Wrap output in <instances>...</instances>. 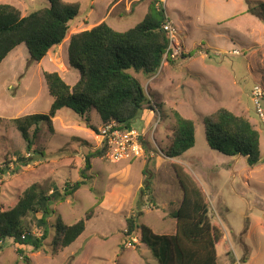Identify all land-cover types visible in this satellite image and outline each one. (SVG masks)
Returning <instances> with one entry per match:
<instances>
[{
    "label": "rangeland",
    "instance_id": "374dc122",
    "mask_svg": "<svg viewBox=\"0 0 264 264\" xmlns=\"http://www.w3.org/2000/svg\"><path fill=\"white\" fill-rule=\"evenodd\" d=\"M80 4L70 22L66 40L52 54L30 61L24 44L0 64V207H13L22 191L37 182L49 194L60 192L66 182L81 180L87 153L100 149L99 114L88 111V128L82 117L69 108L57 111L54 131L39 124L32 150L9 119L30 113H46L52 102L43 71H57L72 86L79 72L69 67L65 43L75 33L105 21L125 31L143 18L151 0H65ZM179 31L185 53L151 76L129 72L145 89L148 99L134 129L142 135L143 154L133 160L110 162L105 154L90 159L86 184L63 200L51 202L48 236L38 251L24 248L30 264H156L138 233L125 236L126 219L133 216L157 234H173L171 217L181 201V189L172 164L181 165L202 190L208 216L221 233L216 245L217 264H264V122L254 109L251 89L259 84L264 92V0H156ZM25 15L48 6V0H0ZM248 8H254L252 13ZM237 50V54L230 51ZM51 50V49H50ZM52 59V60H51ZM178 61V62H177ZM176 62L178 66L176 65ZM175 63V64H174ZM151 79V87L148 82ZM151 88V89H150ZM264 119V97L260 99ZM151 106V107H150ZM224 107L247 117L260 135V161L250 166L243 156H230L211 149L205 139L202 118ZM153 108V109H151ZM192 119L195 144L191 151L168 158L162 150L171 135L172 111ZM33 127L30 128L32 133ZM34 151V152H32ZM18 154L30 159L23 165ZM145 179L150 193L140 195ZM63 192V191H62ZM61 192V193H62ZM82 233L63 250L51 253V238L58 216L65 224L84 218ZM36 235L41 229L31 225ZM0 264H27L17 245L2 243Z\"/></svg>",
    "mask_w": 264,
    "mask_h": 264
},
{
    "label": "trees",
    "instance_id": "16d2710c",
    "mask_svg": "<svg viewBox=\"0 0 264 264\" xmlns=\"http://www.w3.org/2000/svg\"><path fill=\"white\" fill-rule=\"evenodd\" d=\"M260 6L264 9V3ZM79 9L77 1L48 0V6L21 15L14 5L0 4V64L21 44L25 45L30 61L39 62L51 48L66 38L69 24L78 15ZM253 10L248 8L247 11L252 13ZM164 18L161 2L157 4L156 0H151L141 21L125 31H117L102 21L90 29L71 34L67 63L79 72L76 83L70 86L58 72L43 71L42 76L52 98L48 111L9 119L25 141L26 150H32L40 123H45L49 132L54 131L53 118L62 108H69L82 117L92 130L97 131L90 124L87 114L91 108L99 114L103 124L114 120L121 127L134 128L145 105L149 104V98L140 81L129 71L151 76L160 67L167 46V36L160 27ZM167 59L173 61V58ZM172 117L171 135L162 150L168 158L181 156L195 144L193 120L181 116L176 110L172 111ZM3 121L0 117V123ZM202 124L211 149L225 155L243 156L250 166L260 161V135L248 118L221 107L203 116ZM105 151V146H102L87 153L85 166L80 170L81 180L66 182L62 193L56 188L49 194L34 182L22 191L13 207L7 210L0 207V250L5 242L17 245L19 256L30 264L23 247L32 251L43 247L48 236L47 219L52 213L51 202L53 199L63 200L88 183L86 171L91 167L90 159L105 154ZM17 158L23 165L30 162L29 158L20 154ZM172 168L182 191L181 201L171 212L175 220L174 233L157 234L130 216L126 219L125 236L132 237L138 233L140 242L149 249L156 264H217L216 245L221 233L210 221L202 190L181 165L173 163ZM4 172L0 168V174ZM151 190V182L145 179L140 195ZM96 205L73 224H65L60 216L56 218L51 238L52 254L63 250L82 233L84 222L92 217ZM31 225L41 229V234L33 233Z\"/></svg>",
    "mask_w": 264,
    "mask_h": 264
},
{
    "label": "built area",
    "instance_id": "2783aa9c",
    "mask_svg": "<svg viewBox=\"0 0 264 264\" xmlns=\"http://www.w3.org/2000/svg\"><path fill=\"white\" fill-rule=\"evenodd\" d=\"M167 36V46L165 48L162 62H167V57L176 58L185 53L180 42L179 32L172 20L165 14L164 20L160 25ZM237 54V50L230 51V54ZM252 102L256 114L263 120V111L260 105V99L264 97L259 84H254L251 89ZM141 133L134 129L121 127L116 121L111 120L107 123H101L98 127V137L101 146H105V155L110 162L116 163L121 160H133L143 154V143Z\"/></svg>",
    "mask_w": 264,
    "mask_h": 264
},
{
    "label": "crops",
    "instance_id": "0c3cea01",
    "mask_svg": "<svg viewBox=\"0 0 264 264\" xmlns=\"http://www.w3.org/2000/svg\"><path fill=\"white\" fill-rule=\"evenodd\" d=\"M176 26V25H175ZM179 32V31H178ZM69 38V37H68ZM65 40H66V38H65ZM64 41V40H63ZM68 41H69V39H67V42L65 43V45H66V50H67V46H68ZM20 46L21 45H19L15 50H13L12 52H14V51H16V50H18V49H20ZM57 49H58V45L57 46H54L53 48H51V50H49L48 52H47V54H46V56L47 55H50V54H52V56H54V58H53V60L52 61H49V62H51V63H53V64H57V62H56V53H57ZM46 56H44L40 61H41V64H42V60L46 57ZM67 62V61H66ZM178 62V61H177ZM177 62H176V65L175 66H178V64H177ZM175 64V63H174ZM162 65V64H161ZM161 65H160V67H161ZM163 67H166L165 65H163L162 67H161V70L163 69ZM57 72V71H56ZM60 75H62L63 73H61V72H58ZM151 87V79H150V81L148 82V87ZM151 89V88H150ZM145 90V89H144ZM147 95V94H146ZM55 117H57V115L55 116ZM247 118V117H246ZM98 128V127H97ZM188 151H191V149H189ZM187 151V152H188Z\"/></svg>",
    "mask_w": 264,
    "mask_h": 264
},
{
    "label": "clouds",
    "instance_id": "9594fccd",
    "mask_svg": "<svg viewBox=\"0 0 264 264\" xmlns=\"http://www.w3.org/2000/svg\"><path fill=\"white\" fill-rule=\"evenodd\" d=\"M168 62V61H167ZM161 64H162V62H161ZM102 123V122H101Z\"/></svg>",
    "mask_w": 264,
    "mask_h": 264
}]
</instances>
